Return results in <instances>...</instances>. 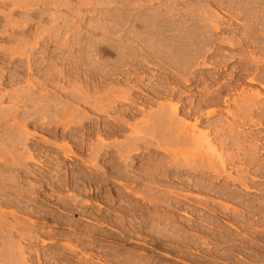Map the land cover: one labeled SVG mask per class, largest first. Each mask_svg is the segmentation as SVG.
Masks as SVG:
<instances>
[{
    "label": "bare ground",
    "instance_id": "1",
    "mask_svg": "<svg viewBox=\"0 0 264 264\" xmlns=\"http://www.w3.org/2000/svg\"><path fill=\"white\" fill-rule=\"evenodd\" d=\"M54 1L55 0H53L52 2L51 0L52 4H54ZM66 1L67 0H65L64 2ZM81 1L87 7L91 6L94 8L95 6V4H93L91 0ZM61 2L60 5L65 4ZM58 3H56V5ZM113 3V0H103V2L96 4V6L106 5L108 7H111ZM52 4H50V0H0V8L2 7L0 15L4 16H1L3 19L1 20L2 24H0V26L2 27V29L0 30V39L7 40L8 42H10V44H15L12 46L5 45L0 47V55L3 58V60L0 61H5L4 59L6 57H9L10 59H8V61L12 60V62L18 63V61H26V63L23 64H26L27 71L30 73V76L27 77V79H21L20 77H16L18 75L13 77L11 75L10 77L8 76V74L7 76H5L6 74L4 75L5 71L0 72V74L3 73L2 75H0V128L4 127L3 131H5L4 133H7V137L5 136L7 139L5 137L4 138L8 140V142H11L13 146H15V150L17 151V153L21 154L18 156L19 159H23L20 161L18 158H13V160H11V165L13 164V167L15 166L17 167V169H20L21 166L24 167L23 171L26 181L29 176L31 177V179H40L39 177L42 174L41 173L39 176V173L41 172L37 171L39 167L37 168V170L32 169L28 166L29 163L40 166L41 170H43L42 168L44 167L45 169L47 167L50 168V166L47 165L48 163L46 164L42 161V159L40 160L41 157L39 154V158H36V151L38 149L29 146V137H33V134L26 131L29 125L38 126V122H42V125H46V128L47 125H50V128L52 129L54 127L56 128L55 130L53 129L50 131V136H48L50 138L42 139V141L44 142L43 144H45L46 147L50 146V148L54 149V151L56 150L57 155H59V152H61L63 154V158H65L66 160L68 159L70 161H73L72 159L75 158L81 161L80 164L82 167L79 168L81 172L75 169L77 170V172L75 171V173H80L78 175H80L79 177H81V182L83 183V187L81 190H84L85 193L86 191L89 192L92 190H95V192L100 191L101 193L107 191L106 194L109 192V194L107 195H105V193L103 194L105 198H107L108 200L110 199V205L106 206L107 208H105L104 216L102 214L101 217H99V219L101 218L100 220H102L98 221V224H100L99 226H107L106 224L110 223L109 226L111 225L113 227V223H118V221H120L118 220L119 218L117 216H119L121 213L124 216L123 210H126L125 212L127 213V215H136L138 211H141L143 209V206L140 205L141 203L138 205L139 200H142L143 202L148 201V203H150V200L153 201L152 198L150 200H147V196L144 194L146 192L151 193L153 191L150 192L149 190L144 192V190H152L153 187H156L159 190L158 192H160L159 194L161 195L162 193H164V196L160 197V195H152L151 197H154L153 199H156L157 201H161L160 204L164 203L167 207H169L168 209L173 208L188 219H193L190 208H187L186 205V207H182L183 205L181 203H179L178 201L174 202L171 198L188 203H192L193 199H199L201 202L204 200L205 202H200V204H197L198 202H196V207L208 210L210 211V214L212 213L214 215H216L217 212L219 213L222 211V206L220 205L221 211H219V208L218 211H216V209L210 207V205L216 206L223 202L222 205H225V210H227L226 212H224L226 214L228 210H231L229 205H233V211L239 214L238 218H240V221H242L241 223L243 225L241 226L244 230V233H242L244 238L256 239L257 236L264 235V0H141L136 3L131 2L130 0H126L121 2V6L118 7L119 9H108L109 11L107 10V13L97 12V18H94L92 15L90 16V18L87 17V19L85 17L86 15L84 16L82 14L81 17V13L76 12L77 15L79 14V18L74 17L73 20L79 19L77 21L80 22L81 20H83V22L85 21L89 23L88 27L91 28L87 32L85 30V32L83 33V28L80 27L81 25L79 26L76 21H72V24L71 22H69V25L67 24L68 26L65 27L66 24L63 23L64 20H62V23L65 26L62 24V28V25L60 24L61 26H59L58 23V27L56 26V28H53L54 30H50L51 33H47L49 31H45L46 29H44V31L41 30V32L40 30H38L40 28H38L37 32L39 33L40 31L41 33H39V35H31V37H34V39L32 38L33 41L29 42L31 38H28V40L25 38L26 36L19 37L21 35L23 36V34L27 35V31L33 28L32 24L35 21L38 22L37 18L42 20V18H44L43 16L46 13L47 16L49 14V17L51 15V17L53 18L52 14L54 12L52 14L48 13L49 10H52L51 8L49 9V5H51L52 7ZM3 8H5L6 10L9 9L8 12L6 10L4 11ZM55 8L58 9L59 5ZM128 9L130 10L127 11ZM73 13L75 12L73 11ZM20 14L23 17L19 16V19L18 15ZM23 14H25V17L27 16L29 18H24ZM101 14L103 15L101 16ZM15 15H17V18L20 20V22L15 17ZM30 17H36V20L34 19V21ZM22 18L24 19V21ZM52 18H48L47 20H50ZM68 19L69 18H67V20ZM54 20H56V18ZM51 21L53 20H50V22ZM67 22L68 21H66V23ZM69 26L71 29H69ZM73 29H76V32L74 31L75 33L72 31ZM79 29H81L82 32ZM30 31L32 32V30ZM45 32L48 35L50 34V36H48L50 38H48L47 35L45 37ZM17 33H20V35L17 36ZM62 33L66 34V40H60L65 44L62 43V45H58V47L62 46V48L59 47V56L63 58V61H65L64 58H68V62L70 61V59H75L82 62L81 66H79L82 72L78 73V70L80 72V69L77 68L78 65L77 67L74 65V60V63L72 65H74L76 68L73 67V69H71H75L77 70V72H72L71 69V72H69V70L67 69L68 72L60 71L56 76L55 74H53L55 70L51 72V69L49 70L47 67H45L49 70V73H52L56 77L53 78V75H50L48 73V70L45 69V71L42 72V76L45 75L44 79L42 81H40V79L37 80L36 78L38 77H34V73H37V71H34L37 70L36 65L38 64L35 65L34 61L37 60L36 63H38L42 59L39 57L41 60L38 61L39 58L37 57V59L34 60V54H40L39 56L42 55L41 57L45 59V57H43L45 54L42 53L43 47L45 46L46 42L45 40L48 39L50 43H52L53 41H56L55 39H59L60 36H62ZM68 34H71L74 39L71 35L70 36L73 40H71V38L68 39ZM98 34L103 37L111 38L112 40H107L105 38L97 39L95 36H97ZM27 37L29 36L27 35ZM56 42H58V40ZM41 47L42 51L39 50ZM75 48L76 50H74ZM38 50L41 52H38ZM62 58H59L60 61ZM44 59L42 61H44ZM56 59H58V57H56ZM70 62L72 63V60ZM23 64L21 65L23 66ZM40 66L42 67L43 65ZM59 69L61 70V67H59L56 71L58 72ZM45 72L46 74H43ZM22 83L26 85L24 86ZM48 84H50V88L51 86H53L56 90L58 89L64 91V99L62 98V95L56 96L54 94H51V92H49V98L48 92L45 89V86ZM13 86H20V88L14 87L15 90L14 88L13 90H8ZM72 86L73 88H71ZM69 87L71 89H69ZM39 89H41V92L39 91ZM50 90L51 89H49V91ZM36 91H39L40 93L37 94ZM52 95L56 96V98L52 97ZM5 102H7L10 106H2ZM23 108L26 109L24 110L25 112H23L24 114H21L22 112L20 111V109L23 110ZM49 117L50 121H48ZM18 125H23V127L21 126L23 132L18 134L17 137H13L15 127H17ZM2 141L0 142L3 143L4 141ZM57 141H60V143H58ZM3 144L7 145L8 143ZM3 144L0 145L1 150V146H5ZM4 148L2 150L3 152H5ZM9 150L8 152H10L12 149L10 151ZM46 154L47 153H45V155ZM10 155L11 152L9 156ZM14 155L11 157H17ZM57 155L55 157H50L51 159L53 158L51 162L53 164L52 167L55 170H52V172L54 171L55 173L57 172L59 174L64 170L65 172L70 173V171L68 170L70 166H67L64 162H62V159L59 160L60 156L57 157ZM45 157L47 158L49 156ZM31 167L33 166L31 165ZM75 167L77 166L75 165ZM18 170L15 169L14 171ZM52 172L50 171V173ZM68 175L71 176L70 174ZM50 178L53 177L50 176ZM18 179H21L19 178V175ZM28 180L30 181V178ZM60 180H62V178H60ZM62 181H64V179ZM70 181L73 182V180ZM59 184L61 183L59 182ZM71 184L73 185V183ZM112 184H114L115 186H111ZM34 185L35 184H31L30 186L33 187V190L35 187ZM61 186L64 187L63 184H61ZM78 187H76V189ZM178 188H180V190L182 189L181 191H183V188H186L188 189V191L194 190V192H196L193 193L192 191H187V193H180V190H177ZM186 189H184V192ZM69 192L70 190L68 191V193ZM35 193L32 194V196H35ZM79 193L81 195L83 192ZM17 194L18 196H22L23 192L21 193V191L18 190ZM73 195H76V193ZM80 195H78L77 197L80 198ZM127 195L133 196V199H126ZM144 195L146 196V198ZM94 196V202L101 201L100 199H102L103 201V196L101 194L97 195L95 193ZM208 196L210 198H208ZM46 197L50 198L48 194H46ZM58 198H60V196ZM63 198H60V200L62 199L63 201ZM161 198H164V200ZM135 199H137L138 202ZM72 201L73 198L71 202ZM83 201L86 202L85 204L87 205L90 204L87 202V199L86 201L85 199ZM93 201L90 199V202ZM154 201L151 204H153ZM157 201L156 205L159 204ZM210 201H212V203L209 204L208 202ZM225 201L230 202V204L228 205L227 202L224 204ZM3 202L5 203V201ZM28 202L31 201L29 200ZM68 202L66 201V203ZM118 202H120V204L122 203L124 206L122 207V204L118 205ZM42 203L48 204L46 203L45 199H43ZM72 203L75 204L74 202ZM11 204L12 203H10V205ZM236 204L239 205L240 208H242L241 211L237 210L236 208L234 209V205ZM79 206H82V204ZM98 206L99 207L96 208L100 209L102 207V205ZM145 207L147 206H144V208ZM155 207L154 209H156L158 213L159 211ZM161 207L159 210H162ZM94 208L95 207H93V210ZM96 208L94 210L95 212H97ZM41 209L38 208V210H35L32 208L28 209L19 207L16 211H11V213L7 212L9 218L11 214L15 218L19 216L21 218V214H25V216L27 214L28 216L36 217V220H32L29 217L28 219L23 215L25 219L28 220L23 222H28V225H19V222H14L16 224L14 225L11 223L10 225H13L11 228H9V225V229L6 227L8 229V231L6 230V232L9 233V238L7 239V241H2L0 243V259L2 258L0 264H72V261L75 262L76 257L77 261L79 262L82 261L83 258H90L88 255H86L87 253L85 254V252H83L84 250H86L88 245V242L86 243L85 240L84 242L86 243V245L83 243V240L81 238L77 237V239L74 240L76 242L75 243L73 241V238L75 236L72 238L71 233V236L69 237V234L67 235V233L65 232L60 233L53 231L55 230V228L53 230L50 229L49 231H45L44 229L41 230V228H50L51 223V221H48V219H46L48 218V216L46 218L44 217L47 213L43 215V213L45 212L44 208ZM59 209L66 215L71 212L69 208L67 209L62 207ZM233 211H230L232 212V215ZM79 212L80 213L77 214L82 215V211ZM83 213H85L84 210ZM83 215L85 217V214ZM127 215L126 217L128 219ZM221 215L219 216L220 218ZM143 216H141L139 219H143ZM165 216L168 217V214ZM183 216L181 217L180 221L186 219H182ZM84 217L82 216V218ZM154 217L156 218L157 216L154 215ZM167 217L164 218H166L167 220L166 223H169L170 219H167ZM71 218L70 220L66 219L67 221L64 222L65 226L68 227V231H74L73 225H75V221H73V219L71 220ZM122 218L124 221V217ZM152 218L153 215L152 217H150V219L152 223L156 224L157 229L159 226H162L164 224H159L157 226L158 223H155L159 220V215L157 217V221L152 220ZM208 218L210 219V217ZM6 219L9 220L8 218ZM54 219L55 218H53V220ZM131 219L132 218L128 219L129 223ZM172 219L173 218H171V220ZM174 219L172 221H174ZM209 219L207 220L211 221ZM1 220L2 218L0 219V222ZM55 220L54 222H56ZM90 220L91 218L89 219V222H91ZM161 220L162 219H160V222L162 223ZM207 220L201 219L202 224L203 222H205L207 226L209 224H211V226L212 224H214V222L210 223ZM177 222L175 224H178ZM187 222L191 223L192 220L191 222ZM226 222L228 223V221ZM230 222H232V220ZM166 223L164 227H166ZM85 224L83 225L87 227V225ZM96 224L97 223H95V226ZM128 224H126V226ZM134 224L132 222V224L130 225L132 226ZM145 224H143V226ZM202 224L200 226H202ZM234 224H230L229 226L236 231H240L237 227H234L236 225ZM130 225H128V227L131 228ZM140 225L139 228L138 226L136 227L138 229H141ZM182 225H179V227H182ZM194 225L196 224L193 223L192 227H194ZM215 225L218 224L216 223ZM152 226L154 225L151 224L150 227ZM187 226H185L186 228L184 233L187 232ZM219 226L220 225H218V227ZM114 227H117L116 224L114 225ZM175 227L176 226H174V228ZM213 227H206L207 229H201L199 231H205L206 235L210 234L209 232L215 233L210 230L211 228L213 229ZM76 228H78V224ZM87 228L86 230L88 232H90V230L92 231V229L89 228L88 230ZM115 228L114 230L117 229ZM194 228H198L197 225ZM132 229L130 230L132 231ZM147 229L148 227L145 228V230ZM83 230L84 228L82 229V231ZM182 230L183 229H181L179 232H181ZM215 230L219 231V229ZM78 231L77 233H79ZM116 231H118V229ZM164 231L165 229H163V232ZM166 231L168 232L167 229ZM144 232L146 233V231ZM144 232L143 235H141L145 237ZM193 232L191 229V233ZM195 232L199 234L198 230H196ZM129 233L130 232L128 231L127 234ZM139 233L138 235H140ZM196 233H194V236ZM225 233H223V235ZM13 234H17L20 239L19 242L16 243L15 240L12 241V237L14 238ZM107 234L108 233H105V235ZM122 234H120L121 237ZM87 235L89 236L90 234ZM181 235L183 234L181 233ZM235 235L237 234L235 233L234 237ZM102 236H104L103 233ZM120 236L118 237L121 239ZM192 236L190 238L188 237L190 244L191 242L195 241ZM215 236H217V234ZM83 237L84 236L82 235V238ZM108 237L109 236L107 235L106 238ZM134 237L135 236H133V238L131 239V242L132 240H135ZM138 237V239H140V236ZM169 237L172 238L171 236ZM223 237L224 236H222L221 238ZM88 238H90V236ZM135 238L137 239V236ZM170 238L169 240L172 241L173 239L171 240ZM228 238H230V235ZM161 239L164 240L165 237L164 239ZM175 239L176 243L181 238L179 239L177 237ZM141 240L143 241V239ZM205 240L207 241V238H205ZM97 241L100 240L97 239ZM170 241H166V246H170L171 243L167 244V242ZM222 241H224V239ZM38 242H41L44 246L50 245V249L51 247H56L57 250H55L56 252L52 249L50 251H42V249H39V247L37 246L39 244ZM184 242L181 243L183 244V246ZM196 242L197 241H195V243ZM24 243H28L32 246L27 247L26 245H24ZM92 243L90 244V246L92 245ZM186 243L189 244V242ZM195 243L193 244L195 245ZM202 243H199L200 246H205V244H207L205 243L201 245ZM244 243L246 245L249 244L248 242ZM80 244H82V247ZM138 244H140L141 246V244L143 245L144 243H140L139 241ZM164 244L165 242L162 246H164ZM13 246H16V252L14 253L13 251H11ZM91 247L93 248V246ZM197 247L199 248L198 245ZM209 247H211V245ZM100 248L101 247H99V249ZM157 248L160 247L157 246ZM157 248L156 250H158ZM89 250L88 254H90L89 252L91 251ZM186 250H188V248L185 249V253L187 252ZM91 253V255L93 256V252ZM78 254H80L81 256H78ZM207 255L205 257L209 258ZM128 256L126 255V258ZM197 256L195 255V257L193 258H196ZM103 257L102 260L105 261L106 259L104 260ZM95 258L97 257L95 256ZM90 259L92 260V258ZM113 259L117 260L116 258ZM203 259L206 260L205 258ZM125 261L128 260L126 259ZM109 263L111 262L108 261V264ZM112 263H114L113 260Z\"/></svg>",
    "mask_w": 264,
    "mask_h": 264
},
{
    "label": "rangeland",
    "instance_id": "2",
    "mask_svg": "<svg viewBox=\"0 0 264 264\" xmlns=\"http://www.w3.org/2000/svg\"><path fill=\"white\" fill-rule=\"evenodd\" d=\"M63 2V4L65 3L66 4V6H68V7H66L65 6V4L64 5H60V2ZM65 1V0H64ZM63 0H57V2H56V0L54 1V4H52V2H53V0H52V2H51V0H50V4H52L53 6L51 7V5H49V9L51 8L52 10H49V11H51V12H49L48 11V13H50V14H52L53 12V18L55 19L56 18V20H54L52 17H51V15H50V17H49V14H48V16H47V13L43 16L44 18H42V20H40L39 18H37L38 20V22H36L35 20V18L36 17H34V18H32V17H30L31 19H35L34 21V23L32 24V29H30V30H32V32L29 30V31H27V35L29 36V37H27V35L25 34H23V36L21 35V36H19L20 35V33H17V36H19V37H25L26 39H28V38H31L30 40H29V42L30 41H33V39H34V37H31V35H36V34H38L39 35V33H41L42 31L41 30H43L44 31V29H46L45 31H49V32H47V33H51V31L52 30H54L53 28H56V26L58 27V25L59 26H61L63 23H65L66 24V26L65 27H67L69 24V22H71V24H72V21L74 22V21H76L77 23H78V25L80 26V27H82L83 29V33L85 32V30H86V32L88 31V30H90V28L91 27H88V25H89V23H87V22H83V20H81L80 22L79 21H77V20H79V19H77V20H73L74 19V17L75 18H79V14L77 15V13L79 12V13H81V17H82V14L87 18H90V16H92L93 15V17L94 18H97V12H104V13H107L109 10L108 9H114V10H116V9H119L118 7H120L121 5V2H123V1H126V0H113V5H111V7H108V6H106V5H103V6H96V4H98V3H101V2H103V0H91L92 1V3L93 4H95V6H96V8H95V6H94V8L93 7H91V6H89V7H87L86 5H84L83 3H82V1L80 0H67V1H69V2H64ZM71 1V2H70ZM105 1V0H104ZM106 1H112V0H106ZM120 1V2H119ZM131 2H134V3H136V2H138V1H141V0H130ZM142 1H145V0H142ZM59 2V3H58ZM61 2V3H62ZM95 2V3H94ZM97 2V3H96ZM56 3H58L57 5H56ZM82 3V4H81ZM79 4H80V6H79ZM58 5H59V8L57 9V8H55V7H58ZM83 5V6H82ZM55 6V7H54ZM63 6V7H62ZM86 6V7H85ZM54 7V8H53ZM79 7V8H78ZM82 7V8H81ZM2 8V7H1ZM0 8V9H1ZM75 10H74V9ZM4 9V11L6 10L5 8H3ZM56 9V10H55ZM9 10V9H8ZM8 10H6L7 12H8ZM102 10V11H101ZM108 10V11H107ZM130 9H128L127 11H129ZM132 10V9H131ZM0 11H2V9L0 10ZM73 11L75 12V13H73ZM95 11V12H94ZM126 11V12H127ZM57 12V13H56ZM62 12V13H61ZM77 12V13H76ZM60 13V14H59ZM96 13V14H95ZM103 13V14H104ZM75 14V15H74ZM103 14H101V16L103 15ZM24 15V18H29V17H25V14H23ZM64 15V16H63ZM4 17L3 15H0V24H2L1 22V20L3 19L2 17ZM19 16L20 17H23V16H21V14L20 15H18V18H19ZM54 16H57V17H54ZM100 16V15H99ZM15 17L17 18V15H15ZM14 17V18H15ZM58 17H59V19H61V18H63V19H61V20H59L58 19ZM61 17V18H60ZM17 18V19H18ZM46 18V19H45ZM48 18H52V19H50V20H53V21H51L50 22V20H47ZM67 18H69L68 20H67ZM87 18V19H88ZM20 19V18H19ZM18 19V20H19ZM23 19V18H22ZM59 20V21H58ZM62 20H64V22L62 21ZM22 21V20H21ZM23 21H24V19H23ZM40 21V22H39ZM46 21V22H45ZM66 21H68L67 23H66ZM89 21V20H88ZM19 22H20V20H19ZM42 22V23H41ZM56 22V23H55ZM63 22V23H62ZM49 23V24H48ZM59 23V24H58ZM80 23V24H79ZM56 24V25H55ZM58 24V25H57ZM61 24V25H60ZM68 24V25H67ZM85 24V25H84ZM36 26V27H34V26ZM63 25L61 26L62 28H63ZM77 25V24H76ZM77 25V26H78ZM115 25V24H114ZM55 26V27H54ZM71 26V25H70ZM70 26H69V29H71L70 28ZM76 26V27H77ZM50 27H52V28H50ZM65 27H64V29H65ZM36 29V31H35V29ZM38 28H40V29H38ZM78 28V27H77ZM2 29V27L0 26V30ZM40 30L39 31V33L37 32L38 30ZM48 29V30H47ZM52 29V30H51ZM51 30V31H50ZM79 30H81V29H79ZM82 30H81V32H82ZM34 31H35V33H34ZM73 32L75 31L76 32V29H73L72 30ZM37 32V33H36ZM74 32V33H75ZM99 32V31H98ZM34 33V34H33ZM46 32H45V37H46V35H47V37L48 36H50V34L48 35ZM62 36H63V39H62V36H60V38L59 39H55L56 41L58 40V42H56V41H53L52 43H53V45H52V43H50V41L48 40V39H46L45 41V46L43 47V51L41 50L42 49V47L39 49V50H41L42 51V53H44L46 56H48V57H46L45 55L43 56V57H45V59L44 58H42L41 56H39L40 54H34V57H36V58H34L33 57V59L35 60V59H37V57L39 58H41L42 60L44 59V61H42L40 58H39V60L38 61H40V62H38V63H36L37 62V60L36 61H34L35 62V65L36 64H38V65H36V69L37 70H35L34 72H36L37 71V73H34V77L36 78V77H38V78H36L37 80H39L40 79V81H42L43 79H44V76H42V72L43 71H45V69L46 70H50L51 72H53V70H55V72H53V74H55L56 76H57V74L61 71V72H68V70H69V72H71V70L73 69V67L74 68H76L77 67V65H78V69H80V67L79 66H81V64H82V62H80V61H78V60H75V59H70V61L72 60V63L69 61L68 62V58H64V60L65 61H63V58L62 57H60L59 56V47L60 48H62V46H59L58 47V45H62V43L63 44H65L64 42H61V41H65L66 40V34L65 33H62L61 34ZM71 34H68L67 36H68V39H70L71 38V36H70ZM97 39H103V38H105V39H109V40H112L111 38H107V37H103V36H101L100 34H98L97 36H95ZM33 38V39H32ZM48 38H50V37H48ZM72 38L74 39V37L72 36ZM71 38V40H73ZM113 38V37H112ZM67 39V40H68ZM48 40V41H47ZM54 40V39H53ZM61 40V41H60ZM7 40H2V39H0V47L1 46H5V45H15V44H10V42H6ZM52 41V40H51ZM48 42V43H47ZM55 42V43H54ZM61 43V44H60ZM49 44V45H48ZM47 45V46H46ZM52 45V46H51ZM9 46H7V47H9ZM45 47H47V48H45ZM64 47V46H63ZM46 51H45V50ZM65 49V48H64ZM38 50V52H41V51H39ZM55 50V51H54ZM74 50H76V48L74 49ZM45 51V52H44ZM50 51V52H49ZM52 51V52H51ZM57 51V52H56ZM47 52V53H46ZM54 52V53H53ZM49 53H51V54H49ZM56 54V55H55ZM58 55V56H57ZM52 56V57H51ZM0 60L2 61L3 60V58H2V56L0 55ZM56 57H58V59H56ZM47 58V59H46ZM51 58V59H50ZM53 58V59H52ZM59 58H62L61 59V61H60V59ZM8 59H10L9 57H6L4 60L5 61H3V62H1L0 61V63L1 64H3V65H1L0 64V72H3V71H5L4 72V75L5 76H7V74H8V76H10L11 77V75H12V77L13 76H16V75H18V76H16V77H20L21 79L22 78H24V79H27V77H29L30 76V73L27 71V67H26V64H23V63H26V61H22V62H19L18 61V63L17 62H12V60L9 62L8 61ZM68 59V60H67ZM47 60V61H46ZM49 60V61H48ZM50 60H52V61H50ZM66 60H67V62H66ZM75 60V66L74 65H72ZM45 61H46V65H45ZM77 61V62H76ZM11 63V64H10ZM23 64V66L21 65V64ZM44 63V64H43ZM49 63V64H48ZM67 63H69V64H67ZM76 63H79V64H76ZM20 64V65H19ZM72 65V67H71V65ZM40 65H43L42 67L40 66ZM45 65V66H44ZM48 65V66H47ZM52 65V66H51ZM22 68H21V67ZM69 66H70V68H69ZM38 67V68H37ZM45 67H47V68H45ZM50 67V68H49ZM59 67H61V70L59 69V71L57 72L56 70H58V68ZM68 67V68H67ZM20 68V69H19ZM40 68V69H39ZM42 68V69H41ZM65 70H63V69ZM72 68V69H71ZM39 69V70H38ZM68 69V70H67ZM71 69V70H70ZM25 70V71H24ZM49 70H48V73H49ZM38 71H40V72H38ZM12 72V73H11ZM47 72V71H46ZM46 72L45 73H43V74H46ZM72 72H77V70H72ZM82 72V70L80 69V72H79V70H78V73H81ZM3 73H1L0 75H2ZM50 75L52 74V73H49ZM52 74V75H53ZM55 75H53L52 77L54 78V77H56ZM25 76V77H24ZM10 77H7V78H10ZM23 84V83H22ZM24 86L26 85V84H23ZM23 85H21V86H23ZM49 86V87H48ZM15 86H13L12 88H9L8 90H13V88H14ZM16 87H18V86H16ZM15 87V88H16ZM46 88V91L48 92V95H49V98H50V93L49 92H51V94H54V95H56V96H61L62 95V98L63 97H65V92L64 91H61V90H56L53 86H51V88H50V84H48V85H46L45 86ZM48 87V88H47ZM53 87V88H52ZM15 88H14V90H15ZM18 88H20V86L18 87ZM71 88H73V86L71 87ZM70 87H69V89H71ZM49 89H51L50 91H49ZM41 89H39V91H40ZM39 91H36V93L37 94H39L40 92ZM45 91V92H46ZM63 92V93H62ZM54 95H52V97H54V98H56V96H54ZM64 99V98H63ZM4 105H2V106H4V107H7V105L8 106H10L7 102H5V103H3ZM1 106V105H0ZM3 108V107H2ZM1 109V108H0ZM26 108H23V110L22 109H20V111L22 112H20L21 114H24L23 112H25L24 110H25ZM235 110V109H234ZM48 120V119H47ZM48 121H50V117H49V120ZM22 127H23V125H21ZM20 125H18L17 127H15V130H14V132H13V135H11V136H13V137H17L18 136V134H20V133H22L23 132V129H22V127H21ZM43 126H44V128H43ZM20 127V128H19ZM41 127V128H40ZM4 127H2V128H0V138L4 141H2L1 139H0V141H2L3 143H8L7 145L6 144H3V143H1V144H3V145H5L4 147L3 146H1L2 147V150H3V148H4V150H5V152H3L2 150H1V148H0V219L2 218V220H1V222H0V243L2 242V241H7V239L9 238V233L8 232H6V230L8 231V229L9 228H11L12 226L10 225L11 223L12 224H16V223H18L19 222V225H28V222H23V221H26L27 219H25V217L26 218H30V219H35L36 220V217H31V216H28L27 214H26V216H25V214H21V218H20V216L19 217H17V218H15L14 216H12V214L10 215V218H9V215H8V213L7 212H10L11 213V211H16L17 210V208H19V207H23V208H32V209H35V210H38V208L39 209H41V208H44V210H45V212L43 213V215L44 214H46L44 217L46 218L47 216H48V218H46V219H48V221H51V223H50V228H41V230H45V231H49L50 229L51 230H53L54 228H55V230H53V231H55V232H60V233H63V232H65V233H67V235L69 234V237L71 236L72 238H73V241L75 240V239H77V237L78 238H81L82 240H83V243L86 245V243L88 244L87 245V248H86V250H84L83 252H85V254L86 255H88L90 258H92V260H94V261H92L90 258H88V259H86V258H83V260L82 261H77V257L75 258V262H73L72 261V264H82V262H83V264H90V261H91V264H93V262H94V264H101V262H102V264H108V261L109 262H111V263H109V264H131V262H132V264H134V263H137V264H264V235H262V236H257V238L256 239H250V238H244V236H243V234L242 233H244L243 231V227L241 226V225H243L241 222L242 221H240L241 219L240 218H238V216H239V214H237L236 212H234L233 211V205H229L230 204V202H227V201H225L224 202V204L227 202L228 203V205L230 206V209L231 210H228V212H227V214L226 213H224V212H226L227 210H225V205H222L223 204V202L222 203H220V204H218V205H214V206H212V205H210V207H213L214 209H216V211H218V208L220 209V207H221V209H222V211H221V209L219 210V211H221V212H217V214L216 215H214V214H210V211H208V210H204L203 208H200V207H196V202H198L197 204H200V200L199 199H193V200H196V201H193L192 200V203H188V202H184V201H179V200H176V199H174V198H171L174 202L175 201H178L179 203H181L183 206L182 207H186L187 206V208H190V212L192 213V215H193V219L192 218H190V219H188L187 217H184L182 214H180L178 211H176V210H174L173 208H170V209H168L169 207H167L164 203H162V204H160L161 203V201H157L156 199H153L154 197H151L152 195L153 196H155V195H160L159 193L160 192H158L159 190L156 188V187H153L152 188V190L151 189H146V190H144V192L145 191H149L150 190V192L151 191H153L154 192V194H153V192H151V193H149V192H146V193H144L146 196H147V198H146V196H145V198L147 199V200H150L151 198H152V200L154 201V203L153 204H151L153 201H151L150 200V203H148V201H146V202H143L142 200H139V203H138V205L140 204V205H142L143 206V209L141 210V211H138V216H137V214L136 215H133L134 216V218H133V216H131V214H129V215H127V213L125 212L126 210H123V214H124V216L122 215V213L119 215V216H117L119 219L118 220H120V221H118V223H113V227L110 225L109 226V224L110 223H107L106 225L107 226H99L100 224H98V221H102V220H100L99 219V217H101V215L103 214V216H104V214H105V208H107L106 206H108V205H110V199L108 200L107 198H105L104 197V193H105V195H107V194H109V192L106 194V192L107 191H104L103 193H101L100 191H96L95 192V190L93 191H86V193H85V191L84 190H81L82 189V182H81V177H79L80 175H78V174H80L79 172H81L80 170H79V168L80 167H82L81 166V164H80V160L79 159H72L73 161H70V160H66L65 158H63V154L61 153V152H59L60 154L59 155H57V151L55 150L54 151V149H52V148H50V146H48V147H46L45 146V144H43L44 142L42 141V139L43 138H50V137H48V136H50V131L51 130H55L56 128L54 127L53 129L52 128H50V125H47V128H46V125H42V122H38V126H35V125H29L28 127H27V129H26V131H28V133H31V134H33V137L32 136H30L29 137V146L30 147H32V148H36V149H38L37 151H36V154H37V157L36 158H39V155H40V160L42 159V161L44 162V163H48L47 165H49L50 166V168L49 167H47L46 169H45V167L44 168H42L43 170H41L40 169V166H38V165H36V164H33V163H29L28 164V166L30 167V168H32V169H35V170H37V168H38V170L37 171H41L40 173H39V176H40V174H41V176L42 177H45V178H47V179H45V178H42L41 176L39 177L40 179H38V178H32L31 179V177L29 176V178H30V181L27 179V181H26V178H24L25 176H24V167L23 166H21L20 167V169L18 170L17 169V167H13V164L11 165V160H13V158H18L19 159V155H21L20 153H17V151L15 150V146H13L12 144H11V142H8V140H6L7 138V133H4L5 131H3L4 129H3ZM37 129V130H36ZM42 129V130H41ZM44 129V130H43ZM22 130V131H21ZM48 130V131H47ZM38 132V133H37ZM6 136V137H5ZM36 136V137H35ZM6 139H5V138ZM58 143H60V141H57ZM0 144V145H1ZM12 145V146H11ZM34 145V146H33ZM7 146V147H6ZM10 147H12V148H10ZM14 147V148H13ZM19 147H21V146H19ZM7 148V149H6ZM11 151H10V150ZM7 150V151H6ZM8 150L11 152V155L9 156V154H10V152H8ZM50 151V152H49ZM51 151H52V153H51ZM14 152H16V153H14ZM4 153H5V155H4ZM45 153H47L46 155H45ZM6 154H7V156H6ZM17 156V157H11V156ZM39 154V155H38ZM55 154V155H54ZM3 155V156H2ZM57 155V157H59V160H61L62 162H64L67 166H70V168L68 169L69 171H70V173L69 172H65L64 170H63V172L62 173H55L54 171V169H53V167H52V160H53V158L51 159L50 157H55ZM5 156V157H4ZM43 156H44V158H43ZM45 156H49V157H45ZM2 158H7L6 160L5 159H2ZM46 159V160H45ZM47 159H49V160H47ZM3 162H2V161ZM5 160V161H4ZM20 161L21 160H23V159H19ZM45 161H47V162H45ZM5 162V163H4ZM7 162H9V163H7ZM50 162H51V165H50ZM75 162V163H74ZM77 162V163H76ZM2 163V164H1ZM23 163V162H22ZM26 163V162H25ZM8 164H9V166H8ZM79 164V165H78ZM4 165V166H3ZM7 167H6V166ZM31 165L33 166V167H31ZM75 165L77 166V167H75ZM34 166H35V168H34ZM37 166V167H36ZM79 166V167H78ZM23 167V168H22ZM2 168H3V170H2ZM74 168V169H73ZM18 170L19 171V174H18V171H14V170ZM75 169H77L79 172L78 173H75V171L77 172V170H75ZM21 170V171H20ZM46 170V171H45ZM52 170H54L53 172H52ZM43 171V172H42ZM48 171V172H47ZM50 171L52 172V173H50ZM13 172V173H12ZM23 172V173H22ZM45 172H46V174H45ZM21 173V174H20ZM16 174V175H15ZM44 174V175H43ZM65 174V175H64ZM68 174H70L71 176H69ZM72 174H73V176H72ZM75 174V175H74ZM77 174V175H76ZM12 175V176H11ZM18 175H19V178H21L20 180L18 179ZM50 176L51 177H53V178H50ZM12 179H11V178ZM56 177V178H55ZM62 178V180L64 179V181H62V180H60V178ZM68 177V178H67ZM74 177H76V178H74ZM77 177H79V178H77ZM15 178V179H14ZM41 178H42V180H41ZM72 178V179H71ZM76 180H74V179ZM18 179V180H17ZM37 179V180H36ZM50 179H51V181H50ZM59 179V180H58ZM21 180H23V181H21ZM32 180V181H31ZM55 180V181H54ZM70 180H73V182L72 181H70ZM58 181V182H57ZM70 183H69V182ZM78 181H79V183H78ZM3 182V183H2ZM51 182H53V183H51ZM57 182V183H56ZM59 182L61 183V184H63L64 185V187L63 186H61V184H59ZM64 182V183H63ZM68 182V183H67ZM77 182V183H76ZM41 183V184H40ZM55 183V184H54ZM67 183V184H66ZM71 183H73V185L71 184ZM31 184H35L34 186L36 187H34V190H33V187H30L31 186ZM50 184H52V185H50ZM55 187H54V186ZM69 185H71V186H69ZM59 186H61V187H59ZM69 186V187H68ZM73 186V187H72ZM79 186V187H78ZM111 186H115L114 184H112ZM52 187V188H51ZM54 187V188H53ZM59 187V188H58ZM63 187V188H62ZM68 187V188H67ZM76 187H78L77 189H76ZM81 187V188H80ZM57 188H58V190H57ZM51 189V190H50ZM61 191H60V190ZM67 189V190H66ZM72 189V190H71ZM74 189H75V191H74ZM80 189V190H79ZM108 189V188H107ZM106 189V190H107ZM184 189H186V188H183V191H181L180 190V188H178L177 190L180 192V193H187V191H188V189H186L185 190V192H184ZM18 190H20L21 191V193L23 192V195L22 196H18ZM33 190V191H32ZM57 190V191H56ZM70 190V194H71V192H72V194L70 195L69 193H68V191ZM79 190V191H78ZM156 190V191H155ZM36 193H35V192ZM76 193V195H73V194H75L74 192ZM76 191H78V192H76ZM190 191H192V190H189L188 192H190ZM30 192V193H29ZM52 192V193H51ZM59 192V193H58ZM79 192H83L81 195H80V193ZM94 192V193H93ZM193 193H195L194 192V190L192 191ZM35 193V196L33 195L32 196V194H34ZM42 193V194H41ZM45 193V194H44ZM61 193V194H60ZM95 193L98 195H102L103 197V201H102V199H100L101 201H96V202H94L93 200H94V195H95ZM156 193V194H155ZM162 193V192H161ZM198 193V192H197ZM196 193V194H197ZM46 194H48V196L50 197V198H47L46 197ZM53 194V195H52ZM55 194V195H54ZM80 195L79 197L80 198H78L77 196L78 195ZM93 194V195H92ZM151 194V195H150ZM200 194V193H199ZM25 195V196H24ZM32 197H31V196ZM53 197H52V196ZM63 195V196H62ZM65 195V196H64ZM83 195V196H82ZM149 195V196H148ZM41 196V197H40ZM60 196V198H63V201H62V199L60 200V198H58ZM71 198H70V197ZM82 196V197H81ZM89 196V197H88ZM90 196H91V198H90ZM94 196V197H93ZM164 196V193H162L161 195H160V197H163ZM20 197V198H19ZM34 197V198H33ZM39 197H40V199H39ZM67 197V198H66ZM69 197V198H68ZM78 198V199H76V198ZM83 197H86V198H83ZM127 198L126 199H133V196H130V195H127L126 196ZM25 198V199H24ZM36 198V199H35ZM45 199V201H46V203H48V204H44V203H42V201H43V199ZM68 199V200H66V199ZM72 198H73V201L72 202H74L75 204H73L72 202H71V200H72ZM84 200L85 199V201H86V199H87V202L88 203H90L89 205H87V204H85L86 202H84L82 199ZM88 198H89V201H88ZM158 198V197H157ZM208 198H210L209 196H208ZM23 199V200H22ZM58 199H59V201H58ZM70 199V200H69ZM90 199L94 202H90ZM98 199V198H97ZM107 199V200H106ZM161 199H163L164 200V198H161ZM15 200V201H14ZM31 201V202H28V201ZM33 200H34V204H33ZM38 200V201H37ZM65 200V201H64ZM77 200H79L78 202L75 201ZM104 200H105V203H104ZM135 200H137V199H135ZM3 201H5V203L3 202ZM48 201V202H47ZM63 203H62V202ZM66 201L68 202H70L71 203V205H70V203L68 202V203H66ZM82 203H81V202ZM156 201L159 203V204H157L156 205ZM222 201H224V200H222ZM2 202V203H1ZM7 202V203H6ZM36 202V203H35ZM39 202V203H38ZM83 202H84V204H85V206H84V204H83ZM100 202H103L104 204H107V205H104L103 203H100ZM106 202H108V203H106ZM137 202H138V200H137ZM202 202H205L204 200L202 201ZM201 202V203H202ZM221 202V201H220ZM4 203V204H3ZM9 203V204H8ZM10 203H12L11 205H10ZM29 203V204H28ZM42 203V204H41ZM77 203V204H76ZM93 203V204H92ZM119 203V204H118ZM117 204L118 205H121L120 204V202H118ZM148 203V204H147ZM195 205H194V204ZM209 204L210 203H212V201H210V202H208ZM217 203V202H216ZM8 204V205H7ZM35 204H36V206H35ZM82 204V206H79V205H81ZM204 204H206V203H204ZM231 204H235V203H231ZM27 205V206H26ZM31 205V206H30ZM44 207H43V206ZM48 205H50V206H48ZM70 205V206H69ZM75 205V206H74ZM78 207H77V206ZM98 205H102V207L99 209V208H96V207H99ZM186 205V206H185ZM221 205V206H220ZM237 205V204H236ZM236 205H234V209L236 208L237 210H239V211H241L242 210V208H240L239 207V205H237V207L239 208H237L236 207ZM2 206V207H1ZM25 206V207H24ZM30 206V207H29ZM34 206V207H33ZM74 206V207H73ZM92 206V207H91ZM124 205L122 204V207H123ZM144 206H147V207H145L144 208ZM153 206V207H152ZM156 206V207H155ZM161 206H163V207H161ZM189 206V207H188ZM218 206V207H217ZM57 207V208H56ZM69 208V210H71V212H69L67 215L64 213V212H61L60 211V209L59 208ZM73 207V208H72ZM76 207V208H75ZM93 207H95L97 210V212H95L94 210H95V208H94V210H93ZM154 207L155 208H157V210L160 212H158L157 213V211H156V209H154ZM160 207H161V209L163 210V212H162V210H159L160 209ZM165 207V208H164ZM217 207V208H216ZM223 207H224V209H223ZM2 208H3V211H2ZM5 208V209H4ZM49 208V209H48ZM56 208V209H55ZM83 208V209H82ZM88 208V209H87ZM91 208H92V210H93V212H92V210H91ZM193 208V209H192ZM205 208V207H204ZM212 208V209H213ZM73 209V210H72ZM81 209V210H80ZM99 209V210H98ZM149 209V210H148ZM192 209V210H191ZM197 211H196V210ZM206 209V208H205ZM5 210V211H4ZM31 210V209H30ZM78 210V211H77ZM83 210H84V212L85 213H83ZM88 210H90V211H88ZM168 210H170V211H168ZM41 211H42V209H41ZM40 211V212H41ZM59 211V212H58ZM79 211H82L81 212V214L82 215H80V214H77V213H80ZM136 211V212H137ZM143 211V212H142ZM146 213H148V214H146ZM149 211V212H148ZM155 211H156V214H155ZM195 213H193V212ZM230 211H233V215H232V212H230ZM4 212V213H3ZM6 212V213H5ZM48 212H49V214H48ZM53 214H52V213ZM55 212V213H54ZM58 212V213H57ZM88 212H89V214H88ZM104 212V213H103ZM125 212V213H124ZM143 214H142V213ZM174 212V213H173ZM202 212H203V214H202ZM9 213V214H10ZM93 215H92V214ZM141 213V214H140ZM145 213V214H144ZM150 213H152V214H150ZM163 213V214H162ZM165 213V214H164ZM198 215H197V214ZM200 213V214H199ZM224 213V214H223ZM230 213V214H229ZM235 213H236V215H235ZM3 214V215H2ZM5 214H7V215H5ZM83 214H85V217H84V215ZM88 214V215H87ZM98 215V218H97V215ZM135 214V213H134ZM140 214V215H139ZM168 214V217L167 216H165V215H167ZM175 214H176V216H175ZM221 215V218L219 217L220 215ZM25 217H24V216ZM87 215V216H86ZM126 215L128 216V219L129 218H132L131 220H132V222H133V224L134 225H130V224H132V222H131V220H130V223H129V220L127 219V217H126ZM144 215V216H143ZM147 215V216H146ZM152 215H153V218H152V220H155V221H157L158 220V215H159V220L157 221V222H155V223H158L157 224V226L159 225V224H163L162 226L164 227L165 226V223L167 222V220H166V218H164V217H167V219H170L168 222L169 223H166V227H162V226H159L158 227V229H157V227H156V224H154V223H152L151 222V219H150V217H152ZM154 215L155 216H157L156 218L154 217ZM164 217H163V216ZM171 215H172V217H171ZM180 215V216H179ZM224 215V216H223ZM12 216V217H11ZM50 216V217H49ZM69 216V217H68ZM71 216H72V218H71ZM82 216L84 217V218H82ZM90 216V217H89ZM92 216V217H91ZM141 216H143L142 218L143 219H145V220H143V219H139ZM163 218H162V217ZM173 216H175V217H173ZM183 216V218L182 219H185V220H182V221H180V219H181V217ZM203 216V217H202ZM210 217V219L208 218V217ZM236 217V219H235V217ZM52 217V218H51ZM62 217V218H61ZM67 217V218H66ZM88 217H89V219L91 218V222H89V219H88ZM122 217H124V221H123V218ZM170 217V218H169ZM180 217V218H179ZM199 217V218H198ZM205 217V218H204ZM207 217V218H206ZM6 218H8L9 220H7ZM28 218V219H29ZM53 218H55L54 220L56 221V222H54V220H53ZM70 218H71V220L73 219V221H75V225H73L74 227H73V230L74 231H68V227H66L65 226V224H64V222L65 221H67V220H70ZM155 218V219H154ZM171 218H175L174 219V221H172L171 220ZM196 218V219H195ZM205 219V220H207V219H209V220H211V221H208V222H210V223H213L214 222V224H212V226H211V224H209L208 226H207V224L205 223V222H203V224H202V221H201V219ZM222 218H224V219H222ZM228 218V219H227ZM4 219V220H3ZM59 219V220H58ZM64 219V220H63ZM67 219V220H66ZM84 221H83V220ZM87 221H86V220ZM95 219V220H94ZM97 219V220H96ZM126 219V220H125ZM135 219V220H134ZM148 219H150V220H148ZM160 219H162L161 221H162V223L160 222ZM188 219V220H187ZM237 219H238V221H240V222H238L237 221ZM7 220V221H6ZM17 220V221H16ZM53 220V221H52ZM140 220H141V222H142V220H143V224H145V223H147V224H145L147 227H148V229L147 230H145V228H147L145 225L143 226V224L140 222ZM166 220V221H165ZM177 220H178V222H177ZM191 220H192V222L193 223H195L196 225H197V227L198 228H194V227H196V225H194V227H192L193 226V223L191 222ZM200 220V221H199ZM215 220V221H214ZM225 220V221H224ZM232 220V222H230ZM11 221V222H10ZM23 223H22V222ZM28 221V220H27ZM83 221V222H82ZM93 221V222H92ZM94 221H96V222H94ZM123 223H122V222ZM127 221H128V223H127ZM144 221H145V223H144ZM147 221V222H146ZM149 221V222H148ZM184 221V222H183ZM186 221V222H185ZM187 221H190L191 223H188ZM217 221V222H216ZM224 221V222H223ZM226 221H228V223L226 222ZM2 222H3V224H5V225H3L2 224ZM5 222V223H4ZM14 222H16V223H14ZM22 224H21V223ZM52 222H54V223H52ZM59 222H61V223H59ZM62 222H63V224H62ZM81 222V223H80ZM85 222H86V224H85ZM89 224H88V223ZM139 222H140V224H139ZM154 222V221H153ZM178 223V224H175V223ZM181 222H183V223H181ZM196 222H198V223H196ZM226 222V223H225ZM237 222V223H236ZM6 223H7V226H6ZM80 223V224H79ZM93 223V224H92ZM95 223H97L98 224V227H97V224H96V226H95ZM121 223V224H120ZM148 223H149V225H148ZM187 224L188 226H189V224H190V226L188 227L187 225H185V224ZM218 224V225H220L219 227H218V225H215V224ZM234 224L235 226V228L237 227L240 231H236L235 229H233V228H231L229 225L230 224ZM241 223V224H240ZM52 224H54V225H52ZM57 226H56V225ZM62 224V225H61ZM77 224H78V228H76L77 227ZM83 224H85V225H87V227H89L90 229H92V231L90 230V232H88L87 230H86V226H84ZM91 224H92V227H91ZM116 224V228L118 229V231H116L117 229L114 227V225ZM118 224V225H117ZM120 224V225H119ZM126 224H128V225H130L131 226V228L130 227H128V225L126 226ZM151 224L152 225H154L155 226V229H154V226H152V227H150L151 226ZM183 224V225H182ZM202 224V226H203V228H202V226H200ZM238 224H240V225H238ZM8 225L10 226L9 228H8ZM139 225H140V227H141V229H138L139 228ZM176 226L175 228H174V226ZM179 225H182V227L180 226L179 227ZM200 226V228H199V226ZM224 227H223V226ZM228 225V226H227ZM238 225V226H237ZM1 226H5V227H1ZM39 226H40V224H39ZM61 226V227H60ZM82 226H84V227H82ZM118 226H120V227H118ZM125 226V227H124ZM135 226V227H134ZM136 226H138V228L136 227ZM171 226V227H170ZM178 226V227H177ZM184 226V227H183ZM185 226H187V232L186 233H184L185 232ZM214 226V227H213ZM242 227V228H240V227ZM8 229H7V228ZM64 227V228H63ZM66 227V228H65ZM101 227V228H100ZM108 227H109V229H108ZM111 227V228H110ZM121 227H122V231H121ZM128 227V228H127ZM132 227H133V229H132ZM150 227V228H149ZM210 228V227H213V229L211 228L210 230H212V232H215V233H211V232H209L210 234H205V231H199V230H203V229H207V228ZM215 227H218V228H215ZM224 229H223V228ZM264 227V226H263ZM4 228V229H3ZM6 228V229H5ZM80 228H81V230H80ZM84 228V230L82 231V229ZM89 228H87L88 230H89ZM95 228H96V230H95ZM100 228V229H99ZM113 228V229H112ZM114 228L116 229V230H114ZM127 228V229H126ZM135 228H136V230H135ZM152 228V229H151ZM165 229V231L163 232V229ZM172 228V229H171ZM174 228V229H173ZM176 228H178V229H176ZM190 228V229H189ZM219 229V231H217V230H215V229ZM75 229H77V230H75ZM104 229V230H103ZM120 229V230H119ZM130 229H132V231L130 230ZM143 229V230H142ZM150 229V230H149ZM166 229L168 230V232L166 231ZM181 229H183L181 232H179ZM191 229H192V232L193 233H191ZM221 229V230H220ZM1 230H2V232H1ZM79 230V231H78ZM106 230V231H105ZM124 230H126V231H124ZM141 232H140V231ZM153 230H155V231H153ZM159 230H162V231H159ZM172 230H173V232H172ZM177 230H178V232H177ZM196 230H198V232H199V234L198 233H196L195 231ZM215 230V231H214ZM225 230V231H224ZM77 231L79 232V233H77ZM82 231V232H81ZM109 231V232H108ZM119 231H121V232H119ZM128 231L130 232L129 234H127L128 233ZM133 231H135V232H133ZM138 231V232H137ZM144 231H146V233L144 232ZM150 233H149V232ZM156 231H158V232H156ZM222 231H224V232H222ZM229 231V232H228ZM6 232V233H5ZM69 232V233H68ZM75 232V233H74ZM84 232H86V233H84ZM98 232H99V235H98ZM110 232H113V233H110ZM117 232H119V233H117ZM140 232V233H139ZM143 232H144V235H145V237L144 236H142L143 235ZM152 232V233H151ZM177 234V236H176V234ZM217 232V233H216ZM225 232H227V233H225ZM3 233V234H2ZM70 233H71V235H70ZM77 233V234H76ZM92 233V234H91ZM96 233V234H95ZM102 233H103V235L105 236V238H104V236H102ZM105 233H108L107 235L109 236L108 238H106V236L107 235H105ZM115 233V234H114ZM122 233H124V234H122ZM134 235H133V234ZM138 233L140 234V235H138ZM158 233H160V234H158ZM163 233V234H162ZM181 233L183 234V235H181ZM193 235H191V234ZM194 233H196L195 234V236H194ZM223 233H225L224 235H223ZM237 234V235H235V237H234V234ZM240 233V234H239ZM75 234V235H74ZM87 234H90L89 236H90V238H88L89 236L87 235ZM95 234V235H94ZM111 234V235H110ZM117 234V235H116ZM120 234H122V237L120 236ZM142 234V235H141ZM165 234V235H164ZM184 234H186V235H184ZM198 234V235H197ZM202 235V237H201V235ZM214 234V235H213ZM217 234V236H215ZM220 236H219V235ZM6 235H8V236H6ZM81 235V236H80ZM82 235L84 236L83 238H82ZM126 235V236H125ZM130 235H132V236H130ZM149 235V236H148ZM151 235V236H150ZM179 235V236H178ZM180 235H181V237H180ZM189 235V236H188ZM206 235V236H205ZM210 237H209V236ZM213 235V236H212ZM229 235H230V238H228L229 237ZM13 236H14V238L12 237V241H14L15 240V242L17 243V242H19L20 241V239H19V237L17 236V234H13ZM86 236H88V237H86ZM98 236V237H97ZM113 238H111V237ZM114 236V237H113ZM118 236H120L121 237V239L118 237ZM127 237V238H125V237ZM133 236H137V239L134 237V239L135 240H132V242H131V239L133 238ZM138 236H140V239H138L139 237ZM163 236V237H162ZM169 236H171L172 238H170ZM185 236V237H184ZM192 236V238L195 240V241H197L196 243H195V241L194 242H191V244H190V241L188 240L190 237ZM222 236H224L223 238H221ZM228 236V237H227ZM2 237V238H1ZM7 237V238H6ZM86 237V238H85ZM93 239H92V238ZM129 237V238H128ZM143 237V238H142ZM157 237V238H156ZM164 237H165V239H164ZM181 238L179 241H177L176 243H175V238ZM187 237V238H186ZM189 237V238H188ZM197 237H198V240H197ZM201 237V238H200ZM203 237H205V238H207V241L209 242H207L206 240H205V238H203ZM220 237V238H219ZM225 237H226V239H225ZM46 238H48V237H46ZM88 238V239H87ZM101 238V239H100ZM102 238H104V239H102ZM124 238H125V241H124ZM159 238H160V240H159ZM161 238H163L164 240H162ZM167 238V239H166ZM169 238L172 240V241H170L169 240ZM184 240H183V239ZM186 238V239H185ZM191 238V239H192ZM97 239L98 240H100V241H97ZM112 241H110V240ZM129 239H130V241H129ZM141 239H143V241L141 240ZM146 239V240H145ZM157 239V240H156ZM192 239V240H193ZM203 241H202V240ZM211 239V240H210ZM224 239V241H222V240ZM234 239V240H233ZM240 239V240H239ZM84 240L86 241V243L84 242ZM103 240V241H102ZM105 240V241H104ZM107 240V241H106ZM116 242H115V241ZM123 240V241H122ZM140 241V243H144L143 245L141 244V246H140V244H138L139 243V241ZM148 240V241H147ZM201 240V241H200ZM210 240V241H209ZM220 240V241H219ZM226 240H227V242H226ZM241 240H242V243H241ZM119 241V242H118ZM128 241V242H127ZM134 241V242H133ZM137 241H138V243H137ZM147 241V242H146ZM159 241V242H158ZM166 241H170V242H167V244L168 243H171L170 244V246L169 245H167L166 246ZM185 241V242H184ZM206 241V242H205ZM213 241V242H212ZM75 242V241H74ZM92 243V245L91 246H93V248L90 246V244ZM94 242H96V243H94ZM105 242V243H104ZM108 242H109V244H108ZM114 242V243H113ZM165 242V244H164V246H162L163 245V243ZM184 242V246H186V247H184L183 246V244H181V243H183ZM186 242H189V244H190V246H189V244L188 243H186ZM202 243V242H204V243H202L201 245H203V244H205V243H207V244H205V246L203 247V246H200V244L199 243ZM210 242H212V243H210ZM223 242H226V243H223ZM244 242H248L249 244H245ZM251 242V243H250ZM39 244L37 245L38 247H39V249H42V251H45V250H48V251H50L51 249L52 250H57L56 249V247H51V249H50V245H48V246H44V245H42V243L41 242H38ZM76 243V242H75ZM111 243V244H110ZM193 243H195V245L193 244ZM244 243V244H243ZM94 244V245H93ZM108 244V245H107ZM147 244V245H146ZM172 244H176V245H172ZM181 244V245H180ZM187 244V245H186ZM199 246V248L197 247V245ZM213 244V245H212ZM24 245H26L27 247H30V246H32V245H29L28 243H24ZM81 245V247H82V244H80ZM100 245V246H99ZM102 245H103V247H102ZM110 245V246H109ZM114 247H113V246ZM146 245V246H145ZM148 245H150V246H148ZM180 245V246H179ZM194 247V249H193V247ZM209 247L210 245H211V247H207V246ZM109 246V247H108ZM153 246H154V248H153ZM157 246H159L160 248L161 247H163V248H157ZM188 246V247H187ZM16 247V246H15ZM15 247L13 246V248H12V250L11 251H13V253L14 252H16V250H15ZM97 248V250H96V248ZM99 247H101L102 248V250H101V248L99 249ZM165 247V248H164ZM176 247H179V248H176ZM191 247H192V249H191ZM196 247V248H195ZM200 247H202V248H200ZM89 248H90V250H89ZM118 248V249H117ZM149 248V249H148ZM156 248L159 250H156ZM173 248V249H172ZM188 248V250H186L187 252L185 253V249H187ZM105 249V250H104ZM111 249V250H110ZM131 249V250H130ZM138 249V250H137ZM182 249H184V250H181ZM198 249V250H197ZM15 250V251H14ZM88 250L90 251L89 253L90 254H88ZM110 251V252H108V251ZM120 250V251H119ZM96 251H97V254H96ZM112 251V252H111ZM113 251H115V252H113ZM184 251V252H183ZM56 252V251H55ZM91 252H93V256L91 255L92 253ZM104 254H103V253ZM106 252V253H105ZM151 252V253H150ZM166 252V253H165ZM198 252V253H197ZM208 253V255H207V253ZM11 253V252H10ZM95 253V254H94ZM110 255H109V254ZM113 253V254H112ZM184 253V254H183ZM195 253H197V254H195ZM205 253V254H204ZM101 254V255H100ZM142 254V255H141ZM191 254V255H190ZM232 254V255H231ZM103 255H104V257H103ZM108 255L109 257L110 256H112L113 258H116L117 260H115V259H113L112 257H106V256ZM119 255V256H118ZM126 255L128 256V255H130V256H128L127 258H126ZM195 255L197 256V255H199V256H197L196 258H193V257H195ZM208 256L209 258H207V257H205V256ZM242 255V256H241ZM78 256H81L80 254H78ZM95 256L99 259H97V258H95ZM121 256H122V258L124 257V258H126L128 261H125L126 259H124V261H123V259L121 258ZM134 256V257H133ZM180 256V257H179ZM202 256V257H201ZM210 256H211V258H210ZM213 256V257H212ZM245 256V257H244ZM102 257H103V259L105 260V261H103L102 260ZM106 257V258H105ZM131 257V258H130ZM171 257V258H170ZM184 257V258H183ZM248 257V258H247ZM94 258V259H93ZM108 258H109V260H108ZM121 258V259H120ZM130 259V261H129V259ZM192 258V259H191ZM202 258V259H201ZM203 258H205L206 260H204ZM2 259V258H1ZM1 259H0V263H1ZM90 259V260H89ZM98 261H97V260ZM113 260V262L114 263H112V260ZM131 259H132V261H131ZM145 259V260H144ZM184 259V260H183ZM194 259V260H193ZM121 260V261H120ZM141 260V261H140ZM144 262H143V261ZM150 260V261H149ZM196 260H197V262H196ZM203 260V261H202ZM241 260V261H240ZM254 260V261H253ZM97 263H96V262ZM101 261V262H100ZM117 263H116V262ZM119 261H120V263H119ZM123 261V262H122ZM140 261V262H139ZM156 261V262H155ZM160 261V262H159ZM173 261V262H172ZM183 261V262H182ZM193 261V262H192ZM206 261V262H205ZM209 261V262H208ZM77 262V263H76ZM89 262V263H88ZM106 262V263H105ZM130 262V263H129ZM200 262V263H199ZM246 262V263H245Z\"/></svg>",
    "mask_w": 264,
    "mask_h": 264
}]
</instances>
